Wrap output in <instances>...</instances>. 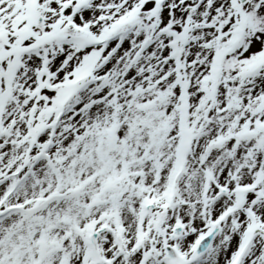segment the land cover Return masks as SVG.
<instances>
[{
	"label": "snow or ice",
	"instance_id": "obj_1",
	"mask_svg": "<svg viewBox=\"0 0 264 264\" xmlns=\"http://www.w3.org/2000/svg\"><path fill=\"white\" fill-rule=\"evenodd\" d=\"M0 264H264V0H0Z\"/></svg>",
	"mask_w": 264,
	"mask_h": 264
}]
</instances>
